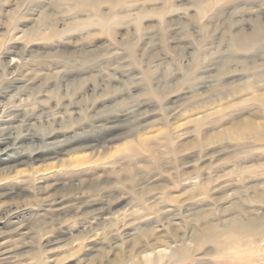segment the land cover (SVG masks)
Returning a JSON list of instances; mask_svg holds the SVG:
<instances>
[{
  "label": "clouds",
  "instance_id": "1",
  "mask_svg": "<svg viewBox=\"0 0 264 264\" xmlns=\"http://www.w3.org/2000/svg\"><path fill=\"white\" fill-rule=\"evenodd\" d=\"M262 79L264 0H0V264H264Z\"/></svg>",
  "mask_w": 264,
  "mask_h": 264
},
{
  "label": "rangeland",
  "instance_id": "2",
  "mask_svg": "<svg viewBox=\"0 0 264 264\" xmlns=\"http://www.w3.org/2000/svg\"><path fill=\"white\" fill-rule=\"evenodd\" d=\"M15 83L18 81H5L2 86H0V99H4L9 94L10 90L14 88ZM261 83H264V79L261 80ZM88 153H79L72 159H74L77 163H82L87 160ZM251 158V157H249ZM11 163V161H0V168L7 166ZM52 166H55V161L52 162ZM0 200H10L18 194H22L21 186L15 183H4L0 184ZM26 217H24L23 213H17L14 217H8L7 219L1 220L0 223V231L7 232L10 228L15 227L18 224L24 222ZM2 239V237H0Z\"/></svg>",
  "mask_w": 264,
  "mask_h": 264
},
{
  "label": "bare ground",
  "instance_id": "3",
  "mask_svg": "<svg viewBox=\"0 0 264 264\" xmlns=\"http://www.w3.org/2000/svg\"><path fill=\"white\" fill-rule=\"evenodd\" d=\"M7 155V154H6ZM0 161H11V160H5L3 157H0ZM0 223H2V221L0 220Z\"/></svg>",
  "mask_w": 264,
  "mask_h": 264
}]
</instances>
